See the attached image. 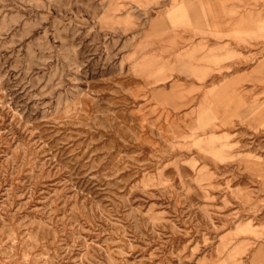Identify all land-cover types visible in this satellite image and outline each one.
<instances>
[{"label": "rangeland", "instance_id": "obj_1", "mask_svg": "<svg viewBox=\"0 0 264 264\" xmlns=\"http://www.w3.org/2000/svg\"><path fill=\"white\" fill-rule=\"evenodd\" d=\"M0 264H264V0H0Z\"/></svg>", "mask_w": 264, "mask_h": 264}]
</instances>
